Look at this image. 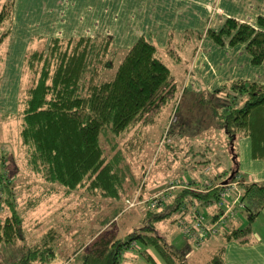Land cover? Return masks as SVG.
Masks as SVG:
<instances>
[{
  "label": "trees",
  "instance_id": "16d2710c",
  "mask_svg": "<svg viewBox=\"0 0 264 264\" xmlns=\"http://www.w3.org/2000/svg\"><path fill=\"white\" fill-rule=\"evenodd\" d=\"M14 2L0 0V81ZM257 24L254 27L227 18L217 31H170L164 48L143 36L125 49L115 47L108 37H55L47 41L33 36L23 57L17 111L11 115L19 120L18 136L26 168L48 182L50 189L58 185L66 194L81 189L87 195L98 194L115 201L111 213L100 219V227L91 230L86 243L81 241L71 253L64 252V248L56 251L55 230L50 226L38 241L18 252L14 264H48L56 253L61 257L57 264H118L121 253L137 242L154 246L163 264H190L187 249H174L158 234L157 224L181 208L187 211L191 207H200L210 222L215 221L226 210L220 202L222 187L217 183L211 182L207 188L203 181L187 180L186 186L175 187L179 189L171 202L163 209H147L124 237H116L103 228L119 216L122 205L134 196L139 183L131 176L133 189L129 183L124 187L130 170L125 152L132 145V140L124 135L154 122L169 105L175 120L166 132L163 128L162 140L171 139L175 126L179 136L193 137L202 128L200 122L191 120L190 110L196 101L202 107H212L217 118L215 127L223 130L231 166L216 177L229 178L228 181L239 178L237 203L247 219L245 226L236 227L227 218L209 257L201 264H226L227 242L249 243L251 224L264 207V181H247L239 172L237 142L248 138L251 157L264 161V87L256 82L233 80L212 94H199L182 89V84L203 37L219 45L224 44V38L230 45L243 43L252 64L259 65L264 59V18L259 17ZM215 102L220 104L218 108L213 106ZM165 147L173 149L171 143L166 142ZM197 163L206 165L210 160ZM13 167L0 169V209L8 211L0 218V244L6 245L20 236L22 215L34 206L30 202L27 208L17 207L14 182L10 180L13 173H9ZM177 181L185 182L182 178ZM233 199L230 196L229 201Z\"/></svg>",
  "mask_w": 264,
  "mask_h": 264
},
{
  "label": "crops",
  "instance_id": "0c3cea01",
  "mask_svg": "<svg viewBox=\"0 0 264 264\" xmlns=\"http://www.w3.org/2000/svg\"><path fill=\"white\" fill-rule=\"evenodd\" d=\"M259 17L264 18V0H15L0 81V112L14 114L17 111L23 57L33 36L44 37L47 41L55 37H108L115 47L122 49L132 46L143 36L157 47L164 48L170 31H217L227 18L258 27ZM233 80L256 82L264 87V59L259 65H254L245 44L230 45L228 38H224V44L219 45L203 37L193 55L182 89L212 94ZM237 147L239 172L247 181H264V161L251 157L250 140L240 138ZM168 167L164 166V171L169 172ZM194 171L190 178L189 174L185 177L183 173L173 178L196 183L208 180L217 184L226 180L216 177L226 168L216 173L210 168L208 172ZM244 219L246 225V216ZM228 223L236 227L245 226L237 225L235 218ZM251 228L249 243H226V264H264V207ZM217 237H210L200 247L201 250L206 249L208 254L207 248L213 247ZM208 257L209 254L204 261Z\"/></svg>",
  "mask_w": 264,
  "mask_h": 264
},
{
  "label": "rangeland",
  "instance_id": "374dc122",
  "mask_svg": "<svg viewBox=\"0 0 264 264\" xmlns=\"http://www.w3.org/2000/svg\"><path fill=\"white\" fill-rule=\"evenodd\" d=\"M165 61L170 65L167 59ZM219 105L216 102L213 104L216 108ZM187 106L188 104L184 105L185 108ZM169 109V105L164 107L157 119L143 126L140 131L136 128L128 133L130 135H124L132 140L129 151L125 152V162L130 170L125 177L124 187L128 183L131 187L133 186L130 183L131 180L129 181L133 176L139 182L135 190L137 193L135 192L136 195L134 193V196L122 205L123 210L119 216L113 222H109L103 231L111 232L116 237H124L150 208L154 195H157L156 198L160 201L158 209H163L167 203L171 202L173 194L179 189H169L168 184L166 185L170 180L172 182L178 180L173 178L175 175L179 177V174L183 173L186 177L189 174L190 178L194 170V172L202 173L208 172L210 168L213 173H216L231 166V156L225 148V135L220 127H215L217 118L212 114V107L211 109L207 106L202 107L196 101L193 109L190 110L193 116L191 120L195 123L200 122L202 125V128L194 133V135L200 134L199 137L179 136L178 132L176 133L178 127L175 126V134L171 139L162 140L161 134L164 135L172 122L173 115ZM11 115V113L0 112V169L14 166L9 173H13L10 180L14 182L17 207L27 208L30 202H33L34 206L26 209L22 215L20 236L16 237L14 243L0 244V264H14L18 259V252L28 243L38 241L50 226L55 230L54 244L55 247L57 246L55 250L64 248V252L71 253V250L81 241L86 243V236L91 230L100 227L98 224L100 219L111 213L115 200L98 194L87 195L81 189L66 194L63 187L58 185L50 189L48 182L30 173L25 165L24 150L18 136L19 120ZM163 128L165 132L162 131ZM137 131V135L133 136V132ZM166 142L171 143L173 149H167ZM201 159H209L210 163L200 165L197 161ZM164 166H169V172L164 171ZM6 214L8 211L0 209L1 219ZM177 214L178 212L157 224L158 234L165 237L174 249H187L189 255L187 259L190 264L203 263L208 255L206 249H203L205 251L201 248L196 250V247L191 246L189 239L182 234L177 224ZM228 215V221L235 218L237 225H245V215L239 203L235 204L233 212L231 211ZM211 248L213 249V247L207 248L208 252ZM60 261L61 257L56 253L50 258L48 264H57ZM118 264H163V261L154 246L137 242L121 253Z\"/></svg>",
  "mask_w": 264,
  "mask_h": 264
},
{
  "label": "built area",
  "instance_id": "2783aa9c",
  "mask_svg": "<svg viewBox=\"0 0 264 264\" xmlns=\"http://www.w3.org/2000/svg\"><path fill=\"white\" fill-rule=\"evenodd\" d=\"M175 120V116L171 118V121ZM208 169H206L207 171ZM180 183L178 181L170 182L168 188L186 186L187 182ZM207 188L211 186L210 181H205ZM222 187L220 191V202L224 204L226 210L215 220L210 222L206 217L204 211L198 207H191L190 209L181 208L177 214V224L179 225L182 234L189 239L191 246L200 248L208 240V238L217 235L222 232L223 225L226 219L229 217V213L232 211V206L238 202L240 196L239 191V178L227 181L226 183L219 184ZM153 196L152 202H150V209L160 205V201ZM230 196H235L232 201H229ZM222 226V227H221Z\"/></svg>",
  "mask_w": 264,
  "mask_h": 264
},
{
  "label": "water",
  "instance_id": "95a60500",
  "mask_svg": "<svg viewBox=\"0 0 264 264\" xmlns=\"http://www.w3.org/2000/svg\"><path fill=\"white\" fill-rule=\"evenodd\" d=\"M228 179H229V178H228ZM228 179H226L224 183H226V182L228 181Z\"/></svg>",
  "mask_w": 264,
  "mask_h": 264
}]
</instances>
